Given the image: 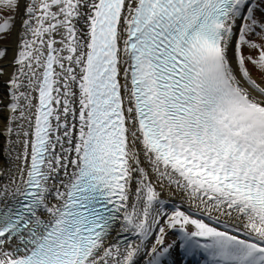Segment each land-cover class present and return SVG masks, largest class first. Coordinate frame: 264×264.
Wrapping results in <instances>:
<instances>
[{"label":"snow or ice","instance_id":"obj_1","mask_svg":"<svg viewBox=\"0 0 264 264\" xmlns=\"http://www.w3.org/2000/svg\"><path fill=\"white\" fill-rule=\"evenodd\" d=\"M198 255L264 264V0H0V264Z\"/></svg>","mask_w":264,"mask_h":264},{"label":"rangeland","instance_id":"obj_2","mask_svg":"<svg viewBox=\"0 0 264 264\" xmlns=\"http://www.w3.org/2000/svg\"><path fill=\"white\" fill-rule=\"evenodd\" d=\"M175 237H174V234H172V236H171V241L174 239Z\"/></svg>","mask_w":264,"mask_h":264}]
</instances>
